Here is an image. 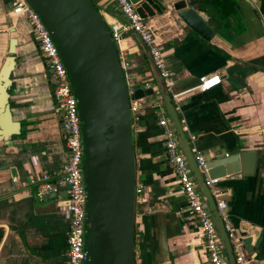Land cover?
<instances>
[{"label": "crops", "instance_id": "obj_1", "mask_svg": "<svg viewBox=\"0 0 264 264\" xmlns=\"http://www.w3.org/2000/svg\"><path fill=\"white\" fill-rule=\"evenodd\" d=\"M7 2L0 0V64L8 39L13 37L15 63L9 104L24 135L21 140L13 139L10 153L0 144V165L15 170V176L9 168L0 171V264H52L51 258L57 255L54 234L60 222L65 232L67 228L66 214L58 207L64 193L53 198L51 205H37L30 202L36 187L28 184V178L37 180L41 173L56 170L65 152L55 100L50 97L53 86L44 74L25 20L18 27L19 19L10 17ZM93 2L106 22L112 18L122 21L113 0ZM252 2L259 4L255 10L235 0L233 12L222 23L209 15L208 23L216 32L209 42L179 26L169 12L141 23L158 39L161 59L170 74L169 94L176 95L173 104L191 150L208 155L221 149L255 152L250 176L218 179L216 190L250 264H264V33L258 22V18L264 22V0ZM9 27L13 33L8 32ZM118 46L125 50L129 63L125 73L131 83L139 86L141 96L153 100L152 93L142 90L141 82L151 78L150 71L130 32ZM229 61L252 73L244 79L226 77L223 69ZM209 75H217L219 85L205 92L193 90L198 78ZM152 100L142 105L136 121L131 120L135 188L140 189L134 218L135 264H207L197 224L165 158L163 131L157 125ZM16 148L22 151L16 153ZM33 158H37L35 166ZM154 204L157 212L147 213ZM34 229L51 231L47 245L37 250L31 247Z\"/></svg>", "mask_w": 264, "mask_h": 264}, {"label": "water", "instance_id": "obj_2", "mask_svg": "<svg viewBox=\"0 0 264 264\" xmlns=\"http://www.w3.org/2000/svg\"><path fill=\"white\" fill-rule=\"evenodd\" d=\"M128 1L135 6V12L141 20L169 12L179 26L204 42H209L216 34L208 23L212 11L203 4L204 0ZM24 2L43 25L56 48L76 101L81 143L80 174L84 191L82 264H135V161L128 108L130 96L127 95L124 74L106 23L93 0ZM243 2L253 10L259 5H254L252 0ZM234 9L237 10V6ZM117 17L125 21L122 15ZM214 19L220 21L218 17ZM258 22L264 33V22L261 18H258ZM7 24H11L10 19ZM13 31V27L8 28V32ZM130 34L148 65L164 115L215 227L226 262L234 264L221 213L216 210L205 181L250 176L255 152H238V149L229 152L214 150V155L205 152L202 156L206 173L199 170L178 120L172 97L163 85L148 49L137 33L131 31ZM15 44L14 38L8 39L6 54L0 64V144L7 149V153L13 150V139L21 140L24 135L22 123L13 119L9 104ZM223 73L226 77L244 79L252 71L238 62L229 61ZM45 76L48 81L47 74ZM140 96L139 86H134L133 97ZM50 97H54L52 91ZM57 110L55 104L54 112ZM16 149V153L22 151L21 148ZM32 162L35 166L37 158H33ZM6 168H9L11 176H15L14 168L0 165V171ZM213 187L217 189L218 182ZM55 197V194H48L41 200ZM154 212H157V204L147 209L149 214ZM222 213L225 214V210Z\"/></svg>", "mask_w": 264, "mask_h": 264}, {"label": "built area", "instance_id": "obj_3", "mask_svg": "<svg viewBox=\"0 0 264 264\" xmlns=\"http://www.w3.org/2000/svg\"><path fill=\"white\" fill-rule=\"evenodd\" d=\"M8 1L11 4L10 17L15 20L23 18L28 25L32 40L37 45L38 57L53 86V95L59 98L56 104L60 113L59 128L60 133L63 135L62 146L65 152V159L56 170L50 173H41L37 180L28 178V184L36 187L35 196L38 199H42L48 194H55L57 197L60 193H64V198L58 200V207L64 210L67 218L65 232L66 249L63 264H82L84 261V191L80 174L81 143L76 101L70 91L66 73L57 55L56 48L43 25L24 0ZM113 2L125 21L112 18L110 22H106V20L104 22L114 46L116 45L117 57L124 74L127 95L130 96L128 100L130 120L136 121L142 105L149 104L152 99H149L147 96L133 97L134 86L131 83L130 77L125 73L129 69V63L125 50L120 49L118 43L129 32L133 31L137 33L140 40L148 49L149 56L168 92L171 86L170 74L161 59L157 37L142 25L140 17L135 12V6L128 0H113ZM219 81L217 75L200 77L193 90L199 92L208 91L219 85ZM141 83L142 90L153 94L152 108L157 111L155 112L158 115L157 125L163 131L164 155L171 165L189 214L197 224L202 244V254L205 256L207 264H227L215 227L200 198L191 173L181 155L168 120L164 115V110L160 104V99L157 97L153 80L151 78L144 79ZM175 96L171 97L175 98ZM191 153L197 168L206 173L201 152L193 149ZM216 182L217 180L206 179L205 184L210 188V194L215 203L216 210L221 213L223 228L230 244L234 264H250V259L242 250L240 238L235 235L234 230L227 221L226 215L222 213L225 210V204L220 200L221 194L213 187ZM139 193L140 189L135 188V204Z\"/></svg>", "mask_w": 264, "mask_h": 264}, {"label": "flooded vegetation", "instance_id": "obj_4", "mask_svg": "<svg viewBox=\"0 0 264 264\" xmlns=\"http://www.w3.org/2000/svg\"><path fill=\"white\" fill-rule=\"evenodd\" d=\"M221 2V4H225V3H230V1L235 2V0H219ZM243 1V0H241ZM10 4L9 2H7V5ZM226 5V4H225ZM11 7V4H10ZM197 8H199V6H197ZM210 19V18H209ZM222 23V22H220ZM14 32V31H13ZM12 32V33H13ZM28 35L31 38L32 43L34 44L35 47V51H36V55L38 57V51H37V45L33 42L29 28H28ZM13 38V37H10ZM38 59L40 60V58L38 57ZM41 62V60H40ZM15 63V61H14ZM42 64V62H41ZM43 66V65H42ZM44 70V68H43ZM44 74H46L45 70H44ZM48 77V76H47ZM48 83H50V81L48 80ZM56 97H53V99L55 100ZM55 104H56V100H55ZM56 118H57V124L59 125L60 122V113L57 110V112H55ZM59 231V230H58ZM45 232V233H44ZM51 233V231H49ZM49 232L45 231L42 229V232H38L36 229H34V234L31 237V247L35 250L39 249L40 247L46 246L47 245V235H49ZM54 246L55 249L57 250V255L53 256L51 259L52 261L54 260H58L59 258H61V260L64 258L65 259V233L61 234L60 232H57L56 234H54ZM35 252V251H33ZM36 253V252H35ZM36 260H41L40 257H37V255L34 257ZM63 259V260H64ZM63 263V261H62Z\"/></svg>", "mask_w": 264, "mask_h": 264}, {"label": "trees", "instance_id": "obj_5", "mask_svg": "<svg viewBox=\"0 0 264 264\" xmlns=\"http://www.w3.org/2000/svg\"><path fill=\"white\" fill-rule=\"evenodd\" d=\"M203 4L207 6L209 10L212 11V13L210 14H212L211 16L213 17V19L218 17L220 20L219 22H222L227 18L229 13L233 12L234 2L230 1V3H225L226 4L225 5L224 3L221 4L219 0H204ZM65 248H66V243H65Z\"/></svg>", "mask_w": 264, "mask_h": 264}, {"label": "rangeland", "instance_id": "obj_6", "mask_svg": "<svg viewBox=\"0 0 264 264\" xmlns=\"http://www.w3.org/2000/svg\"><path fill=\"white\" fill-rule=\"evenodd\" d=\"M23 21H24L23 18H19V20L16 22L17 26L21 27L22 25H25V22H23ZM115 49H117L116 45H115ZM153 112H157V111L153 110ZM30 202H33L37 205H45L46 206V205H51L54 202V200L53 199L43 200V201L40 199L38 200L37 198H35L34 194H32ZM58 230H59L58 232H60L61 234H63L65 232V225L63 222L59 223ZM63 259L61 260V258H59L58 260H54V261H52V264H63L62 261L64 262V260H65V259L64 260Z\"/></svg>", "mask_w": 264, "mask_h": 264}]
</instances>
